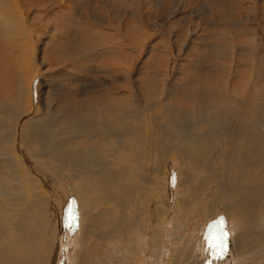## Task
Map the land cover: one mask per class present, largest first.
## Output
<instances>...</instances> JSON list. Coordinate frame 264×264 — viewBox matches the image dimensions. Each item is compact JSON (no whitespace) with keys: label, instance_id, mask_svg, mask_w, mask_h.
Wrapping results in <instances>:
<instances>
[{"label":"bare ground","instance_id":"1","mask_svg":"<svg viewBox=\"0 0 264 264\" xmlns=\"http://www.w3.org/2000/svg\"><path fill=\"white\" fill-rule=\"evenodd\" d=\"M17 1L0 0L1 16L18 10ZM6 35L0 30V75L20 66L12 55L19 46L9 45ZM13 36L21 40L19 24ZM218 55L227 57L222 52ZM233 61L225 79L211 86V94L202 95L201 102L193 97L189 118L169 111L170 89L166 103L162 102L169 114L161 115L163 95L152 84H148L143 106L132 96L114 102L109 91L100 89L91 91L94 95L87 92L91 103L79 107L67 89L64 113L49 116L47 107L43 115L33 100L32 81L18 79L14 89L21 92H17L0 79V98L16 100V105L6 106L0 135V264H56L65 226L57 208L74 200L67 182L78 183L81 193L99 194L100 207L96 217V208L81 198L79 209L85 220L79 222L80 244L68 257L70 264H151L152 252L163 253H157L164 249L163 240L173 236L175 243L180 227L177 216L183 222L196 215L208 220L218 214V204L224 207L223 218L232 216L224 262L264 264V234L243 222L264 199V104L260 94L254 100L252 94L229 90L241 77ZM126 87L139 98L133 85ZM249 111L258 123L248 118ZM42 124L44 129L37 131ZM172 160L179 175L174 230L165 229L168 192L165 183L162 191L159 188L164 178L160 168ZM62 216V221L67 220ZM140 238L149 250L135 245ZM94 240L101 254L98 250L91 254ZM130 242L138 250L122 253L124 244ZM137 253L140 262L134 261Z\"/></svg>","mask_w":264,"mask_h":264},{"label":"rangeland","instance_id":"2","mask_svg":"<svg viewBox=\"0 0 264 264\" xmlns=\"http://www.w3.org/2000/svg\"><path fill=\"white\" fill-rule=\"evenodd\" d=\"M17 2L21 6L18 10L13 8L4 17L0 14V30L7 32L6 39L9 45L19 46V50L12 55L16 57L20 66L13 70V73L4 71L0 79L4 81L6 87H11L10 91L17 92H21L14 89L18 79L32 81L30 89L34 96L33 100L42 111L49 107V116L64 113L62 106H65L67 101L65 100L67 89L79 107L91 103L87 92L92 94L91 91L100 89L104 92L109 91L110 99L114 102L132 96L138 105L141 103L140 106H143L148 84H152L156 87V93L163 95L162 101L159 102L162 108L159 105L161 111H158L161 115L165 113L162 102L166 103L170 89L172 94L168 100L171 109L169 111L182 112L189 118L192 112L191 102L196 96L201 102L202 95L211 94V86L225 79L227 74L225 72L229 70L231 59L235 61L232 65L237 66V74L241 77L238 82L228 86L229 90L252 94L254 100L256 95L260 94L264 104V0ZM18 24L22 30L21 40L13 36L15 26ZM221 52L227 57L219 56ZM238 55L242 61H239ZM129 73L131 77L127 80ZM165 78L168 79L167 82ZM204 78H207L208 82L205 83ZM164 82L167 84L166 89H163ZM127 85L130 89L133 85L139 98L125 90L124 87ZM139 99L142 101L139 102ZM15 101L13 97L0 98V135L6 106L16 105ZM44 111L42 114L47 115ZM168 114L169 112L165 113L166 116ZM251 117L256 118L252 111H249L248 118ZM256 123L257 118L254 124ZM259 128L262 129V126L259 125ZM35 129L42 131L44 124ZM170 162L169 165H162L160 168L164 178L159 188L165 183V192H168L165 229L174 230L177 221L173 209L179 175L176 162L173 160ZM158 183L159 181L157 185ZM213 183L216 184L215 176ZM66 185L74 200L66 203L65 208L62 206L57 208V214L61 216V222L65 226L62 229L63 241L59 243V260L56 264H70L68 257L74 254L77 244H80L79 222L85 220L79 209L81 198L96 208L94 211L96 217L100 208L97 201L99 194L81 193L78 183L71 185L67 182ZM52 186L51 191L55 194V186L53 184ZM256 205L254 212L244 216L243 222L248 224L252 231L264 234L262 227L264 199ZM63 213L67 217L66 222L62 221ZM223 214L224 207L218 204V214H212L208 220L196 215L183 222L181 217L177 216L180 227L173 238L175 243L172 244L173 236H169L167 241L163 240L164 249L157 251L158 254L163 253L158 256L152 252L153 262L150 263L227 264L224 262L223 250L227 248L233 226L232 216L223 218ZM73 215L74 220L71 218ZM213 224L219 226L218 230L212 231L221 237V241L216 248L210 249L209 226ZM140 240L141 242H136L135 245L138 248L145 246L149 250L146 241L141 238ZM93 242L95 243L92 246V243L90 244V247H93L92 255L98 250V243L95 240ZM86 247H89V244ZM100 249L98 253L101 254ZM132 250L138 249L130 242L124 244L122 253ZM133 257L135 262L141 261L140 253Z\"/></svg>","mask_w":264,"mask_h":264},{"label":"snow or ice","instance_id":"3","mask_svg":"<svg viewBox=\"0 0 264 264\" xmlns=\"http://www.w3.org/2000/svg\"><path fill=\"white\" fill-rule=\"evenodd\" d=\"M71 218L74 220L75 216L73 215ZM209 227H210V236H209V240H208V246H209L210 249H214V248H216L219 245V243L221 241V237L219 235H216L212 231V229H217L218 230L219 226L213 224V225H210Z\"/></svg>","mask_w":264,"mask_h":264}]
</instances>
